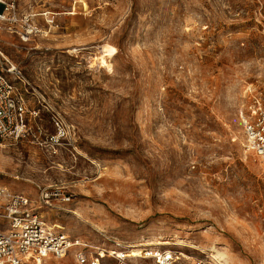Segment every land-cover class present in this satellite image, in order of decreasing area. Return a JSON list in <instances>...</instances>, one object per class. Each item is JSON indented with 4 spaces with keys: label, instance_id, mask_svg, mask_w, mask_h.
<instances>
[{
    "label": "rangeland",
    "instance_id": "374dc122",
    "mask_svg": "<svg viewBox=\"0 0 264 264\" xmlns=\"http://www.w3.org/2000/svg\"><path fill=\"white\" fill-rule=\"evenodd\" d=\"M21 6L59 15L34 42L2 36L42 132L0 138V185L92 245L160 241L190 263L218 264L213 247L228 264H264V163L242 118L264 100V0ZM41 187L59 193L53 206ZM42 264H75L73 250Z\"/></svg>",
    "mask_w": 264,
    "mask_h": 264
},
{
    "label": "built area",
    "instance_id": "2783aa9c",
    "mask_svg": "<svg viewBox=\"0 0 264 264\" xmlns=\"http://www.w3.org/2000/svg\"><path fill=\"white\" fill-rule=\"evenodd\" d=\"M71 1L76 4L79 0ZM58 15L59 12L49 9L23 10L21 0H0L1 139L18 141L35 129L42 132L36 122L39 111L28 100L31 83L5 53L2 36L8 34L23 43L34 42L52 33ZM242 118L247 147L264 163V100L257 99ZM58 194L49 187L40 188V200L47 206H53V197ZM114 243L113 248H105L70 236L49 225L27 194L0 185V264H42L50 258L63 259L71 250L75 264H102L106 257L112 260L109 264H138V260L146 261L140 264H205L202 260L190 263L188 255L172 247ZM132 249L136 255L129 256Z\"/></svg>",
    "mask_w": 264,
    "mask_h": 264
},
{
    "label": "bare ground",
    "instance_id": "6f19581e",
    "mask_svg": "<svg viewBox=\"0 0 264 264\" xmlns=\"http://www.w3.org/2000/svg\"><path fill=\"white\" fill-rule=\"evenodd\" d=\"M83 6L84 7H87V3L85 2V3H83ZM68 13V12H67ZM73 13V12H72ZM104 49H103V51H102V54L99 56V57H97V58H99V60H100V62H101V64H102V66H107V67H109V64H108V61H107V59H106V56H113L114 54H115V52H116V49L114 48V47H112V46H110V45H105L104 47H103ZM121 196L123 197V196H125V194L124 193H122L121 194ZM129 200V199H128ZM160 244H165V242H146V243H141V245H160ZM130 246H136L135 244H131ZM138 246V245H137ZM210 251H213V252H215L214 254H212L211 255V257H212V259H214L218 264H228V262H227V259H226V256H225V254L223 253V252H221V251H218V250H216L215 248H211V249H209ZM131 252L132 253H130L129 254V256H134V255H136V250L135 249H132L131 250Z\"/></svg>",
    "mask_w": 264,
    "mask_h": 264
}]
</instances>
